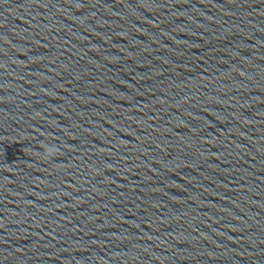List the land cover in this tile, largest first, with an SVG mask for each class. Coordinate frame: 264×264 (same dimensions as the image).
Masks as SVG:
<instances>
[{"label": "water", "instance_id": "1", "mask_svg": "<svg viewBox=\"0 0 264 264\" xmlns=\"http://www.w3.org/2000/svg\"><path fill=\"white\" fill-rule=\"evenodd\" d=\"M0 264H264V0H0Z\"/></svg>", "mask_w": 264, "mask_h": 264}]
</instances>
